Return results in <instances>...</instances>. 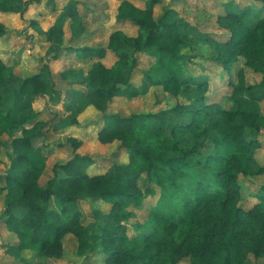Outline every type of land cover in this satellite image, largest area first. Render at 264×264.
Here are the masks:
<instances>
[{
	"label": "trees",
	"instance_id": "trees-1",
	"mask_svg": "<svg viewBox=\"0 0 264 264\" xmlns=\"http://www.w3.org/2000/svg\"><path fill=\"white\" fill-rule=\"evenodd\" d=\"M159 1L149 0L146 8H140L122 0L117 21L132 24L136 32L122 26L111 32L104 46L84 47L94 57L87 78H75L78 71L72 68L61 73L64 79L83 83L84 101L107 119L98 132L99 142L119 141L128 153L127 160L114 162L105 172L91 174L94 158L78 151L82 140L69 136L72 157L54 164L52 177L41 184L47 159L40 163L33 154L41 150L35 141L45 136L47 121L37 118L40 112L34 102L47 95L49 102L58 104L61 91L47 62L34 75L21 76L0 53V136L21 131L12 141L11 165L6 184L0 187V202L6 192L5 224L18 239V251L62 258L64 238L71 233L77 238L78 255H103L106 259L100 264H178L185 258L189 264H246L250 253L264 255V186L251 194L255 202L248 208L242 203L239 183V174L246 172L245 159L261 145L251 134L264 127L260 95L246 83L243 70L238 71L237 82L229 81L232 90L226 89L212 102L207 101L210 81L205 77L197 86L199 104L187 111L191 118L186 123L169 119L170 110L127 116L109 112L118 97L142 94L131 81L140 52L158 56L165 87L172 93L188 74L180 12L169 7L157 18ZM40 2L26 0L20 9L19 0H0V14L20 12L24 17L31 4ZM218 21L229 35L216 42L214 58L230 70L242 57L246 65L264 73V16L247 6L220 15ZM9 30L0 19V40ZM12 85H17L14 95L25 97L21 115L5 109L4 91ZM88 198L113 206L100 215L104 223L91 235L78 204ZM148 198L155 201L142 225L145 238L126 244L128 221ZM17 208L23 212L14 213ZM20 260L28 264L26 258Z\"/></svg>",
	"mask_w": 264,
	"mask_h": 264
},
{
	"label": "rangeland",
	"instance_id": "rangeland-1",
	"mask_svg": "<svg viewBox=\"0 0 264 264\" xmlns=\"http://www.w3.org/2000/svg\"><path fill=\"white\" fill-rule=\"evenodd\" d=\"M19 1V8L22 9L26 0ZM171 1L168 8L175 7L180 12L178 18L183 25L182 31L184 37L182 52L186 56L188 74L183 78L180 88L174 94L172 90L165 87L166 79L157 64L158 56L150 53H147L148 55L146 56L139 55L138 68L132 73L131 81L141 90L142 94L136 97L120 96L110 107L109 112L116 111L127 116L133 112L170 110L167 113L169 119L177 123H186L191 118V115L187 111L199 104V100L196 97L197 86L205 77H208L210 81L207 101L212 102L217 97L219 98L221 94L227 93L226 89L229 90L228 92L232 90L229 81L233 80L237 82L239 80L238 71L241 69L245 75L246 83L253 85L260 95V112L264 115V73L255 71L246 65L242 57L234 61L230 70L226 69L222 65V62L214 58V55L217 53L216 42L224 40L229 35V30L220 25L218 21L219 16L226 14L228 11H241L247 6L253 7L264 16V2L260 0ZM177 1L180 2L177 3ZM147 5L148 2H146ZM34 7L39 6L36 3L32 4L24 17L20 15V12L0 14V19L10 29L6 36L0 40L1 56L21 76H31L39 72L44 62L52 63L53 69H55L54 63L56 62L52 60L55 56L50 55L51 53L44 54L46 51L44 38L41 40L39 52L36 50L34 34L31 32V29L38 28L40 24L39 22L36 23V20L33 19L38 16L32 10ZM106 9H104L105 13ZM97 11L100 12L101 7L97 6L94 8L87 4L80 11L75 10L73 17L83 19L84 16L86 28L89 29L91 27L88 33L93 34L92 30L95 26L92 25V19L97 15ZM160 11L161 6L158 5L157 14ZM126 28H128L130 33L136 32V28L132 30V24H128ZM59 40L62 41L63 39ZM88 40H91V38H87L86 41L88 42ZM71 44L77 45L74 40L71 41ZM77 51L80 53L85 52L83 49ZM67 63L71 62L67 61ZM16 86L12 85L9 90L4 91L6 95L5 109L10 113L21 115L26 110L25 97L13 94V89ZM47 99L48 96L44 95L37 98L34 102V108L40 112L37 118L47 121V125L50 126L59 125V128L65 129V132L49 135L45 132L44 137L35 141V147L41 149L39 152L33 154L36 161L44 163L47 159V167L40 180L41 184H45L52 177L54 164L63 163L72 157V145L67 143L69 136H75L76 134V137H79L77 133L73 131L69 132L70 130L68 129L73 125L74 120L77 121L76 116L67 115L69 105L54 106L55 104L49 103ZM59 110L62 112H59ZM33 122H28L26 126H29ZM91 132H82L83 136L90 139H80L83 141V144L78 149L80 153L89 154L94 158V163L89 168L91 174L105 172L114 162L128 159V153L119 141L102 144L97 138L98 135L95 137ZM186 133L184 135L188 138L189 136ZM20 135L21 131H17L14 135L5 133L0 136V187L5 186L6 176L11 165L12 141L14 137ZM251 136L257 137L261 141V145L255 154L245 159L247 165L245 168L246 172L239 174V183L243 194L242 203L248 208L255 202V198H252L251 194L261 191L264 186V127L256 130ZM5 193L4 191L1 194L0 229L6 227L4 224L6 219ZM153 201H155L154 198H148L141 207L134 210L133 217L128 221L129 235L126 244L131 240H137L139 243H142L144 240L145 230L142 229V225L146 217L151 213ZM51 203L53 207L58 206L55 198H52ZM78 204L84 212L83 220L88 235L97 232L99 226L104 223L100 215L108 214L113 210L112 204L105 202L103 199L88 198L80 200ZM21 212H23L22 208L14 209V213L16 214ZM14 239L12 236L0 239V264H23L20 260L21 257L26 258L28 264H42L43 262L46 264H100L106 259L103 255H97L96 253H91L87 257L79 256L77 253V238L71 233L67 234L64 238L65 256L59 259L38 256L35 250L18 251L15 247L17 244H12L15 241ZM138 264L142 263L139 262ZM178 264H189V261L185 258ZM246 264H264V255L256 256L250 253Z\"/></svg>",
	"mask_w": 264,
	"mask_h": 264
},
{
	"label": "crops",
	"instance_id": "crops-1",
	"mask_svg": "<svg viewBox=\"0 0 264 264\" xmlns=\"http://www.w3.org/2000/svg\"><path fill=\"white\" fill-rule=\"evenodd\" d=\"M130 1L140 8H146L148 6H146V2L149 0ZM121 2L122 0H77L76 3L71 0H41L40 3H36L39 7H34L32 9L38 16L36 18L29 17L35 19V22H39L40 24L38 28L31 29V32L34 34L36 50L39 52L41 40L44 38L46 45V51L44 54L51 53L50 55L55 56L52 58V60L56 62L54 63L55 69H53L52 63L48 64L50 65L56 88L61 91V100L54 106L60 107L59 105H69L67 115L76 116L77 121L68 129L70 130L69 132L73 131L77 133L79 136L77 138L79 139H90L82 135V132L90 133V131H92L91 134H93V136L97 137L98 132L108 121L104 117L103 112L98 110L94 105L88 104L84 101L81 92L86 90L85 85L79 82H71V79H64L62 78L61 73L64 70L72 68L78 71L75 78H87L88 71L94 62V57L83 48H99L104 46L114 29L121 28L122 26L126 29L129 24L125 21H117L118 7ZM171 2V0H160L155 6V16L160 17ZM178 2L180 1H177V3ZM87 4L94 8L97 6L101 7V11H97V15L92 19V25L95 26L92 30V32H94L93 34L88 33L91 27H89V29L86 28L84 16L83 19L73 17L75 10L80 11ZM158 5L161 6V11L157 14ZM104 9H106V13ZM87 38H91V40H88L87 42ZM59 39H63L64 41H60ZM72 40L76 41L77 45L71 44ZM79 49H83L85 52L80 53L77 51ZM108 55L111 56L112 54L109 53ZM139 55L146 56L148 54L146 52H140L138 56ZM67 61L72 64L67 63ZM47 101L49 102V97ZM59 112L62 111L59 110ZM59 127L60 126H57L56 124L54 126L47 125L46 134L49 135L65 132V129ZM76 136L77 135L75 134V137ZM9 236L15 238V241L12 242L13 245L18 244V239L15 234L9 232L7 227H2V229H0V239H6L9 238Z\"/></svg>",
	"mask_w": 264,
	"mask_h": 264
}]
</instances>
